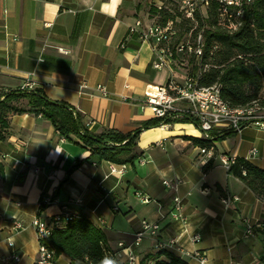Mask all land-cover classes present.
I'll return each instance as SVG.
<instances>
[{
	"label": "crops",
	"instance_id": "1",
	"mask_svg": "<svg viewBox=\"0 0 264 264\" xmlns=\"http://www.w3.org/2000/svg\"><path fill=\"white\" fill-rule=\"evenodd\" d=\"M136 19L147 23V0H0V93L28 78L49 100L73 107L92 134L139 132L134 165L115 164L90 157L74 136L61 137L41 116L11 114L0 141V258L16 252V264H34L32 221L49 224L62 205L104 233L103 249L116 253L120 264H128L129 251L139 261L154 251L150 237L134 245L142 221L159 225L163 243L178 237L166 251L188 264L197 263V252L205 254L206 264H257L264 256L261 234H245L248 226L264 222V199L222 164L223 156L243 158L264 170V128L216 133L203 154L186 139L201 138L189 125L146 128L154 118L141 108L143 90L166 84L169 72L152 67L150 43L128 34ZM176 75L183 73L177 68ZM81 84L88 87L82 93ZM96 85L110 96H100ZM122 95L130 99L122 101ZM16 105L24 107L27 100ZM111 165L126 168L110 173ZM164 181L178 183L166 188ZM176 197L184 220L170 215ZM233 197L237 201L224 206L222 198ZM44 198L52 203L40 209ZM15 222L23 228L15 229ZM195 234L197 242L191 240ZM55 264L88 263L60 255Z\"/></svg>",
	"mask_w": 264,
	"mask_h": 264
},
{
	"label": "built area",
	"instance_id": "2",
	"mask_svg": "<svg viewBox=\"0 0 264 264\" xmlns=\"http://www.w3.org/2000/svg\"><path fill=\"white\" fill-rule=\"evenodd\" d=\"M258 0H147L148 21L146 24L141 19H136L129 27L128 34H136L141 42L151 44L155 60L152 67L156 70L166 69L169 72V80L164 85L147 84L142 93L141 108L148 109L151 116L161 122V126H169L175 123H184L198 132L202 139L211 140L212 134L231 131L240 132L248 125H256L264 128V107L254 101L243 107H230L219 95L217 85L210 87L198 86V75L188 72L189 59L193 57L199 60L204 49L203 33L210 29L208 20L214 19L215 25L223 28L227 33H233L240 27L245 10ZM211 11L214 14H211ZM165 15V16H162ZM164 17V19H163ZM184 24V25H183ZM187 26V27H183ZM183 28V30H182ZM188 28L187 30H185ZM216 46L213 47L215 49ZM60 52L65 53L62 49ZM208 65H203L206 69ZM183 73L181 78L176 75V69ZM86 84L79 86V92L87 89ZM124 89L129 86L124 85ZM22 92L34 90V84L27 78L18 87ZM94 90L102 97L110 96L102 85H96ZM122 101H127L125 95L120 96ZM203 154L205 148H201ZM210 154V151H207ZM233 157H222V164L229 170L234 162ZM126 166H110V173H123ZM38 170L35 169V172ZM178 183V182H177ZM175 183V184H177ZM166 188H172L175 184L169 181L163 182ZM141 202L148 200L139 197ZM231 201H237L233 197L222 198L224 206ZM52 203L50 199H40L38 206ZM171 217L175 220H184L181 212L179 198H174V209ZM75 213L69 210L68 205L60 206V213L54 216L49 224L33 219L38 241L37 257L34 264H55L54 252L45 245V240L51 235L52 230L74 218ZM15 229H22L19 222L14 223ZM159 225L157 223L141 222L140 229L136 232L134 245H138L144 237L154 239V250H167L178 242L177 238H171L166 243L158 239ZM256 232L261 234L264 243V222H257L246 228V236H252ZM199 234L192 236L191 240L197 242ZM123 244H119L122 247ZM196 264H206L204 253L194 254ZM105 258H111L114 264H120L116 253L104 250ZM20 260L16 252L9 256L1 257L0 264H16ZM128 264H139L136 255L129 251ZM235 264V263H234ZM238 264V263H237ZM257 264H264V256Z\"/></svg>",
	"mask_w": 264,
	"mask_h": 264
},
{
	"label": "trees",
	"instance_id": "3",
	"mask_svg": "<svg viewBox=\"0 0 264 264\" xmlns=\"http://www.w3.org/2000/svg\"><path fill=\"white\" fill-rule=\"evenodd\" d=\"M211 14L214 12L211 11ZM215 23L214 19L208 20L210 29L202 36V56L199 60L193 57L189 59L188 72L194 76L200 74L199 87L217 85L220 98L230 107H243L254 101L264 107V95L260 96L264 89V0H258L245 10L240 27L233 33H227ZM203 65L208 67L203 69ZM21 99L27 100L26 106L16 105ZM22 113L47 119L61 137L69 139L74 136L76 144L87 149L90 157L132 166L139 157L135 152L138 131L128 135L114 130L92 134L86 130L81 115L73 107L64 102L49 100L36 88L30 92H22L17 88L0 93V141L5 139L8 117ZM159 125L161 122L153 119L145 127ZM212 136L211 140L217 137L216 134ZM186 139L201 148H208L211 143V140L202 138ZM211 165L212 161L209 160L203 170L207 171ZM228 173L258 198L264 199V170L243 158H235ZM104 243V233L89 218L78 214L67 223L55 227L45 240V245L54 252L55 258L64 255L71 261L85 260L88 264H101L105 258ZM139 264L188 263L166 250H154L140 259Z\"/></svg>",
	"mask_w": 264,
	"mask_h": 264
},
{
	"label": "clouds",
	"instance_id": "4",
	"mask_svg": "<svg viewBox=\"0 0 264 264\" xmlns=\"http://www.w3.org/2000/svg\"><path fill=\"white\" fill-rule=\"evenodd\" d=\"M101 264H114V261L111 258L106 257L101 261Z\"/></svg>",
	"mask_w": 264,
	"mask_h": 264
},
{
	"label": "rangeland",
	"instance_id": "5",
	"mask_svg": "<svg viewBox=\"0 0 264 264\" xmlns=\"http://www.w3.org/2000/svg\"><path fill=\"white\" fill-rule=\"evenodd\" d=\"M183 27H187V26H183ZM183 30V28H182ZM264 95V89H262V91L260 92V96Z\"/></svg>",
	"mask_w": 264,
	"mask_h": 264
}]
</instances>
